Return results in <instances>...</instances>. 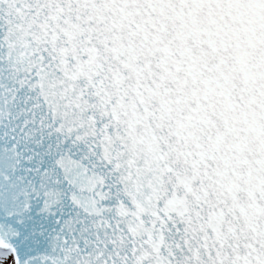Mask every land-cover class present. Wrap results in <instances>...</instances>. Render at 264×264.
Returning a JSON list of instances; mask_svg holds the SVG:
<instances>
[{
	"label": "snow or ice",
	"instance_id": "6c2138e0",
	"mask_svg": "<svg viewBox=\"0 0 264 264\" xmlns=\"http://www.w3.org/2000/svg\"><path fill=\"white\" fill-rule=\"evenodd\" d=\"M0 264H264V0H0Z\"/></svg>",
	"mask_w": 264,
	"mask_h": 264
}]
</instances>
